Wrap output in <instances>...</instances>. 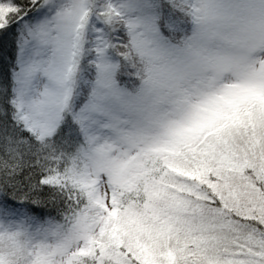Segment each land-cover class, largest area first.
<instances>
[{"label": "snow or ice", "instance_id": "snow-or-ice-1", "mask_svg": "<svg viewBox=\"0 0 264 264\" xmlns=\"http://www.w3.org/2000/svg\"><path fill=\"white\" fill-rule=\"evenodd\" d=\"M0 264H264V0H0Z\"/></svg>", "mask_w": 264, "mask_h": 264}]
</instances>
